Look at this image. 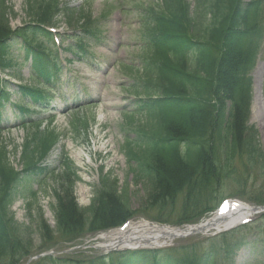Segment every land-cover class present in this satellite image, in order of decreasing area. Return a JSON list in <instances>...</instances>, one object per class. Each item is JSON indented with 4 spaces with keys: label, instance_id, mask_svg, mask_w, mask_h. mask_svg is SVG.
I'll return each instance as SVG.
<instances>
[{
    "label": "trees",
    "instance_id": "trees-1",
    "mask_svg": "<svg viewBox=\"0 0 264 264\" xmlns=\"http://www.w3.org/2000/svg\"><path fill=\"white\" fill-rule=\"evenodd\" d=\"M165 8V20L150 10L142 25L145 44L154 51L143 69L147 98L142 101V109L147 110L152 124L139 125L136 132L140 144L132 147L129 142L126 151L130 162L140 164V173L146 169L157 174L153 192L156 202L191 184L202 171L206 173L204 179H218L212 160L218 143L230 160L236 154L246 155L250 161L261 156L241 108L234 107L228 121L223 116L227 100L240 103L239 76L249 63L251 44L262 31L261 1L200 0L193 16L183 0H168ZM54 12H58L57 7L45 8L33 20L50 23ZM207 14L211 21L206 20ZM31 29L34 28L27 31ZM11 34L0 10V39ZM14 34L20 36L22 32ZM42 59H35L31 81L44 87L53 83L57 69L54 63ZM33 166L27 165L24 174L29 175ZM19 177L8 166L5 150L0 147V263L10 258L18 260L30 252L17 236L11 215L9 218L12 187ZM73 186L74 182L70 183L64 187L63 195L57 196L58 230L66 236L72 238L83 232L90 220L85 215L88 212L93 223L101 226L117 223L120 218L115 212L130 213L122 207L114 185L109 184L102 204L90 210L78 208ZM26 243L30 247L31 243ZM214 254V249L205 248L199 257L186 253L176 258L170 254L155 257L154 264H213ZM129 259L118 264H133Z\"/></svg>",
    "mask_w": 264,
    "mask_h": 264
},
{
    "label": "rangeland",
    "instance_id": "rangeland-1",
    "mask_svg": "<svg viewBox=\"0 0 264 264\" xmlns=\"http://www.w3.org/2000/svg\"><path fill=\"white\" fill-rule=\"evenodd\" d=\"M37 1L40 2V0H9L8 7H10V10L8 18H10L13 28H19L20 25L30 22L31 17L28 16L29 5L34 6ZM64 1L71 4V8H77L79 11L84 9V18L89 15L92 16V25L100 30L101 40L105 47L92 46L91 52L94 57L87 60L85 65L75 67L71 75H66L60 82V86H58L59 90H55L54 93L50 92L53 94L50 108L37 110V113L34 114L33 118L36 117L43 120L42 130L50 126L60 138V143L57 144V147L52 150L43 162L44 166L58 168L62 153L69 155L71 161L78 169L81 179L77 183L75 190V197L80 207L90 205L95 188L100 187L99 182L105 176L112 181L115 180L121 192H124L125 189L129 191L128 205L132 212H142V210L147 209V191L143 190L141 184H136L134 174L130 173V167L121 153L127 135L126 132L122 131V128L127 124L125 114L131 111L132 99H129L125 91L127 85H123L125 82L128 83L130 81V77L118 62L122 61L126 65L134 61L138 63L136 59V54L138 53L132 47L136 36L135 31L139 27L137 23L138 11L142 7L152 6L149 3H153V1L93 0L90 3L85 0ZM155 1L157 5L161 2L160 0ZM188 2L194 6L198 0H188ZM260 17V26L264 29V10ZM58 20L64 21L63 18H58ZM60 26V30H67L65 22L64 24L60 23ZM253 47L257 50L256 64L247 71L248 73L245 76L246 79L250 78L252 82L249 126L256 128L260 139V147L264 153V109L260 107L262 116L259 119L254 104L257 97L264 103V33L258 46L255 44ZM63 56L67 59H73L65 53ZM22 58L24 59V57ZM18 63H22V60ZM28 66L29 64L26 63L20 69L24 78H27L29 74L27 71ZM51 119H53L52 124L50 123ZM24 133L23 135L21 132L19 137L14 134V140H11L20 143L23 142L24 138L25 140H31L35 129L27 128ZM9 143L11 144L12 142L9 141ZM104 146L105 148H103ZM262 161L264 162V158ZM258 165L260 164L255 163L253 168L258 169ZM247 167L244 163L238 169L241 171ZM36 177L41 178V176ZM236 188V183L229 181L220 194L216 193L218 198L214 193L215 195L212 196L211 200L206 202L208 204L207 207H215L218 204V200L231 195ZM21 189L26 193L31 190L37 193L35 199L29 197L28 194L24 198H18L12 207V211L19 225L31 233L33 239L32 247L35 253L38 254L43 247L48 248L56 241L62 240V236L58 235L61 234V231L57 229L58 220H55V215H59V212L55 209L57 202L54 198V193L57 189L56 180L48 177V179L45 178L40 182L27 181L22 184ZM239 190L250 200L255 194H259L264 199V177H257L256 182H248L246 190ZM206 195L209 194L207 193ZM189 205L168 209L153 208L149 213L163 221L175 224V222L184 220L183 213ZM203 206H205L204 202ZM198 211L199 207L196 210H190L188 214L195 215ZM42 218L49 224L48 231L43 228L38 229ZM260 226L261 231H258L257 228H249L235 233L233 237H229L230 240L223 244L225 251L232 252L234 244L239 239L243 240L244 245L241 249L234 252V263L225 261L223 263L220 260L219 262L221 264H264V221ZM50 231H53V233L50 234ZM51 235H53L52 238L56 235L53 241H51L52 238L51 240L45 238ZM193 240L198 239L182 241L177 246H187ZM50 241L51 243H48ZM87 245L88 247H73L72 249L62 247L56 251L57 254L54 258L63 262L64 258L84 260L82 259V253H85V256L95 253L103 254L97 248L96 243H87ZM34 263L36 262L32 264ZM54 263L64 264L56 261ZM43 264L53 263L46 261ZM65 264L71 263L65 262Z\"/></svg>",
    "mask_w": 264,
    "mask_h": 264
},
{
    "label": "bare ground",
    "instance_id": "bare-ground-1",
    "mask_svg": "<svg viewBox=\"0 0 264 264\" xmlns=\"http://www.w3.org/2000/svg\"><path fill=\"white\" fill-rule=\"evenodd\" d=\"M256 104V114L262 116L260 110V102L258 99L255 100ZM260 112V113H259ZM241 208H237L235 210V216L232 219L228 220V223H233L237 217L241 216ZM211 229V228H210ZM180 233H184V231H180L175 233V231L167 230L161 227H153L151 225H146L145 223L136 224L134 226L130 225L129 229L126 231H115L113 233L106 234L101 236L99 240H102L103 247H111V246H126L129 237H136L137 243L141 246H147L148 244H161L168 242L173 236H179Z\"/></svg>",
    "mask_w": 264,
    "mask_h": 264
}]
</instances>
